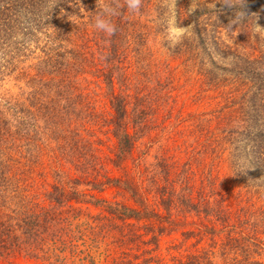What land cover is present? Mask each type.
<instances>
[{
    "label": "trees",
    "instance_id": "16d2710c",
    "mask_svg": "<svg viewBox=\"0 0 264 264\" xmlns=\"http://www.w3.org/2000/svg\"><path fill=\"white\" fill-rule=\"evenodd\" d=\"M105 2L117 11L110 37L93 27L96 0H0V83L22 81L29 88L0 94V261L51 240L56 247L49 254L96 264L90 249L76 244L85 238L53 234L62 224H91L84 219L93 215L81 206L91 204L129 228L138 223L159 235L169 229L193 244L171 260L141 247L111 264H264V183L246 187L258 174L264 177V38L254 32L257 22L264 26V0H142L138 13L124 0ZM171 18L188 29L174 49L163 42ZM159 45L193 62L221 100L211 111L192 113L187 158L180 167L164 165L171 177L158 208L136 186L130 188L135 204L110 202L95 192L128 181L108 176L104 160L127 167L146 125L131 116H148L146 102H152L136 92L135 77L144 71L152 78L155 69L145 57L136 66L132 57ZM94 82L108 102L102 114ZM87 116H112L113 158L103 156L100 140L86 138L101 122ZM212 154L245 184L240 197L251 192L252 203L241 198L237 207L221 191L220 174L210 169ZM67 166L83 176L71 175ZM204 238L209 242L200 246Z\"/></svg>",
    "mask_w": 264,
    "mask_h": 264
},
{
    "label": "rangeland",
    "instance_id": "374dc122",
    "mask_svg": "<svg viewBox=\"0 0 264 264\" xmlns=\"http://www.w3.org/2000/svg\"><path fill=\"white\" fill-rule=\"evenodd\" d=\"M166 25L168 26V24ZM259 36L261 35L259 34ZM163 42H166V40L164 39ZM155 50V52L151 51L143 57L136 56L137 58H135L131 55L132 61L136 59V66H141L140 60L145 57L146 62H149L150 66L152 65L151 67L155 69L152 78H147L148 75L144 71L135 77L137 79L136 86L138 87L136 92L143 96L144 101L151 100L152 102H146V106L150 110L148 116H131L130 121L144 120L143 124H146L143 128L145 136L139 139L133 155L128 159L127 167H124L125 170L113 166L107 159L104 160L107 165L108 176L128 181V183L123 184L124 187L121 189L108 186L105 187L106 189L103 192H95L98 196L104 197L110 202H120L127 205L135 204L130 188L136 186V189H139L142 194L150 199V204L158 208V204L155 205V203L159 200L160 194L166 189L162 187L168 185L167 178L171 177L170 168H167L168 165H164L175 162L180 167L187 158L186 148L193 139L191 137L188 141L185 139L186 134L190 136L192 134V113L211 111L217 107L218 102L221 100L220 95L214 91V88L203 80L201 71L193 62L185 61V57L169 51L164 45L156 46ZM160 81L161 84H159ZM96 83L94 82L91 85L92 96L100 114H102L108 109V102L100 94L101 90L98 89ZM142 90L143 93H141ZM28 91L29 88L22 81L6 80L0 83L1 95L7 92L17 96ZM163 102H168L169 105L160 109L159 104ZM93 117L101 122L98 123V128L96 127L94 130L90 128L91 130L86 134V138L100 140L99 144H103L102 147L100 146L103 150V156L113 158L116 152V140L108 133V120L112 116H90L89 118L93 119ZM213 165L215 172L220 174L221 191L231 198L233 204L237 207L240 206L241 198L243 199L242 204L253 202L251 192L244 193L240 197V193L246 192L241 186H245V184L239 182L237 176L229 167L223 166L220 168L218 156L212 154L210 155V169ZM67 168L71 175L83 176L74 167L67 166ZM41 170L44 171L45 169L41 167ZM47 177L48 180H53L51 175L48 174ZM42 178H45V176H42ZM197 179H200V172H198ZM262 183H264V177L258 174L255 179L252 178L251 182L246 183V187L254 188L255 184L256 187ZM81 206L86 212L93 215L91 220L86 218L84 220L91 223L94 228H91V224L86 223L78 226L62 224L53 234L58 236L57 231H60L58 233L60 235L62 234L61 231H64L63 233L66 235L85 238L82 241L78 240L76 244L78 247L90 249L94 258L89 259L96 261V264H111L113 261L118 260L120 256L123 257L125 252H128L131 256L141 253V247L148 250L149 248L153 249V253L161 255L167 260H171L172 255L185 254L190 248L192 249V247L188 249L189 244H192V242L186 241L181 232L170 233L168 229L162 235H159L156 229L141 228L138 223L135 226L140 228L135 226L129 228L124 226L120 220H115L101 208L94 207L91 204H81ZM146 232L149 235H146L148 234ZM155 233H158L157 240L152 238ZM51 234L49 232L46 235L49 238ZM129 236L132 237V240L127 239ZM50 239H54V237L51 236ZM144 239L149 241H144L142 244ZM195 240L197 241V239L193 241L195 242ZM208 242L209 240L204 238L200 246L207 245ZM137 244H141L140 247ZM40 245L42 249L36 247L29 254H19L8 260L0 261V264H77L79 262L77 258H71V255L56 256V253L55 255L49 254L50 249L56 247L51 240H47L46 243L40 242ZM82 254L76 257L79 258Z\"/></svg>",
    "mask_w": 264,
    "mask_h": 264
},
{
    "label": "clouds",
    "instance_id": "9594fccd",
    "mask_svg": "<svg viewBox=\"0 0 264 264\" xmlns=\"http://www.w3.org/2000/svg\"><path fill=\"white\" fill-rule=\"evenodd\" d=\"M124 3L130 12L138 13L142 0H124ZM96 4L100 6V11L93 17V27L110 37L116 32V26L111 21V17L117 14L116 8L111 3H106L105 0H96ZM71 22L74 23V21ZM254 32L259 33L264 38V26H261L258 22L255 25ZM186 35L187 26L178 25L175 19L169 21L165 36L168 47L174 49L182 43Z\"/></svg>",
    "mask_w": 264,
    "mask_h": 264
}]
</instances>
